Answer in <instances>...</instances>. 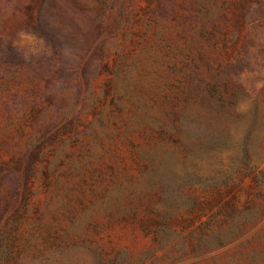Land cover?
I'll return each mask as SVG.
<instances>
[{"label": "rangeland", "instance_id": "374dc122", "mask_svg": "<svg viewBox=\"0 0 264 264\" xmlns=\"http://www.w3.org/2000/svg\"><path fill=\"white\" fill-rule=\"evenodd\" d=\"M0 264H264V0H0Z\"/></svg>", "mask_w": 264, "mask_h": 264}]
</instances>
